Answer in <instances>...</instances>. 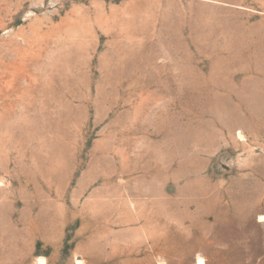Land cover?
<instances>
[{
  "label": "rangeland",
  "instance_id": "374dc122",
  "mask_svg": "<svg viewBox=\"0 0 264 264\" xmlns=\"http://www.w3.org/2000/svg\"><path fill=\"white\" fill-rule=\"evenodd\" d=\"M262 216L264 0H0V264H264Z\"/></svg>",
  "mask_w": 264,
  "mask_h": 264
},
{
  "label": "bare ground",
  "instance_id": "6f19581e",
  "mask_svg": "<svg viewBox=\"0 0 264 264\" xmlns=\"http://www.w3.org/2000/svg\"><path fill=\"white\" fill-rule=\"evenodd\" d=\"M261 220H264V217H261ZM41 262V261H40ZM44 262V261H43ZM80 263V262H79ZM44 264V263H43ZM81 264V263H80ZM197 264H205V261L202 258L198 259Z\"/></svg>",
  "mask_w": 264,
  "mask_h": 264
},
{
  "label": "crops",
  "instance_id": "0c3cea01",
  "mask_svg": "<svg viewBox=\"0 0 264 264\" xmlns=\"http://www.w3.org/2000/svg\"><path fill=\"white\" fill-rule=\"evenodd\" d=\"M262 217H264V216H262Z\"/></svg>",
  "mask_w": 264,
  "mask_h": 264
}]
</instances>
